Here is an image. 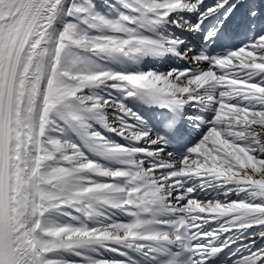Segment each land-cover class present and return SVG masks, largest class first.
I'll return each mask as SVG.
<instances>
[{
	"label": "snow or ice",
	"instance_id": "snow-or-ice-1",
	"mask_svg": "<svg viewBox=\"0 0 264 264\" xmlns=\"http://www.w3.org/2000/svg\"><path fill=\"white\" fill-rule=\"evenodd\" d=\"M0 264H264V0H0Z\"/></svg>",
	"mask_w": 264,
	"mask_h": 264
}]
</instances>
